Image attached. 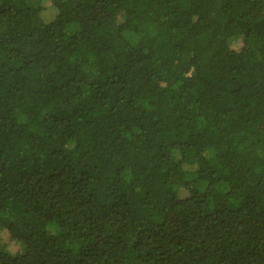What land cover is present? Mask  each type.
I'll return each mask as SVG.
<instances>
[{
    "label": "trees",
    "instance_id": "1",
    "mask_svg": "<svg viewBox=\"0 0 264 264\" xmlns=\"http://www.w3.org/2000/svg\"><path fill=\"white\" fill-rule=\"evenodd\" d=\"M3 235L0 264H264V0H0Z\"/></svg>",
    "mask_w": 264,
    "mask_h": 264
},
{
    "label": "rangeland",
    "instance_id": "2",
    "mask_svg": "<svg viewBox=\"0 0 264 264\" xmlns=\"http://www.w3.org/2000/svg\"><path fill=\"white\" fill-rule=\"evenodd\" d=\"M203 183H205V182H203ZM199 187H200V189H203V188H204L203 185H199ZM219 189H221V187H220ZM221 190H222V189H221ZM6 240H7V239H6L5 236L3 235L2 238H0V243L3 244V245H6V246H5L6 250L9 251V252H11V250H12L11 243H13V242L11 241V243L9 242V244H7V243L5 242ZM22 250H23V247H22ZM18 251H19V250H18ZM18 251H17V252H18ZM11 253H16V252H11Z\"/></svg>",
    "mask_w": 264,
    "mask_h": 264
},
{
    "label": "clouds",
    "instance_id": "3",
    "mask_svg": "<svg viewBox=\"0 0 264 264\" xmlns=\"http://www.w3.org/2000/svg\"><path fill=\"white\" fill-rule=\"evenodd\" d=\"M206 183L203 184V186L205 185Z\"/></svg>",
    "mask_w": 264,
    "mask_h": 264
}]
</instances>
